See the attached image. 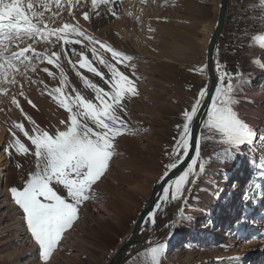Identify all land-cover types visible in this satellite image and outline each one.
I'll return each mask as SVG.
<instances>
[{
    "label": "rangeland",
    "instance_id": "obj_1",
    "mask_svg": "<svg viewBox=\"0 0 264 264\" xmlns=\"http://www.w3.org/2000/svg\"><path fill=\"white\" fill-rule=\"evenodd\" d=\"M220 5V0H116L113 7L118 18L108 15L105 10L102 17H94L90 23L81 17L90 11L91 0H86L82 8L78 6L73 10L79 24L97 40L133 57L127 68L117 67L133 79L139 93L125 101L127 116L124 117L129 127L138 129L139 134L117 139L118 154L109 161L108 171L101 180L93 185L95 198L80 206L79 219L72 229L64 233L50 264H109L129 237L147 205L153 184L165 172V164L169 163L166 153L175 142L176 125L182 124V113L186 110L182 107L179 93L186 89L188 95V88L197 91L210 81L206 70L198 74L194 69L206 66V36L217 23ZM131 7L140 10L133 18L126 10ZM246 8L248 20L245 27L239 29V49L230 55L233 64L225 58L227 54L215 46L214 72L218 78L219 63L233 75L241 73L250 77L234 111L242 122L258 134H264V69H260L261 63L264 64V0H250ZM126 20L134 22V25ZM64 21L73 22L67 12L52 27H59ZM162 26L171 30L176 27L195 30L201 40L191 38L188 43H193L194 47L189 46L179 36L163 33ZM125 27L133 32L130 42L123 35ZM201 30L205 35L200 33ZM36 47L37 51H43L45 46ZM73 47L83 51L79 45ZM179 48L183 53L187 51V55L195 54V60L190 64L183 59L178 55L182 53ZM54 50H59V47ZM106 58L110 59V56L106 54ZM71 59L78 61V57ZM63 65L71 69L67 61ZM230 65L235 67V72L231 71ZM46 67L54 72L57 79L41 71ZM81 72L101 82L102 86L103 82L98 77ZM26 76L29 80L18 76L15 87L0 85V89H7L6 95H0V163L3 165L0 170L3 176L0 184V264H41L38 245L31 238L23 213L9 193L11 187L23 188L28 175L36 170L35 157L17 156L15 153L9 157L4 149L12 139L11 132H16L22 143L34 151L30 142L12 127L20 123L24 115L11 101L15 97L24 114L35 113L38 107L29 105L20 92L23 91L33 103L32 99L45 95V85L59 84V72L43 63L35 72H27ZM258 76L262 77L261 81L251 90ZM68 79L78 89L83 88L72 70ZM31 80L37 83L32 84ZM84 91L86 95H92ZM205 135L207 133L201 127L199 136ZM203 147L205 158L223 150V146L209 141H205ZM262 152L264 150L254 143L252 148H242L230 162L220 163L213 159L204 176L186 194V204L181 201L183 215L190 216L191 221L174 224L177 217L175 209L159 213L149 243L143 239L136 246V252L129 255L123 264H137V261L148 264L147 253L161 243L165 248L159 264H264V168L258 167L264 164ZM17 164L21 165L19 169ZM55 188L64 194L60 186ZM2 195L7 196L3 203ZM102 207L109 211H103ZM166 225H170L171 230ZM24 235L29 238L24 239ZM2 258L7 261H2Z\"/></svg>",
    "mask_w": 264,
    "mask_h": 264
},
{
    "label": "snow or ice",
    "instance_id": "obj_2",
    "mask_svg": "<svg viewBox=\"0 0 264 264\" xmlns=\"http://www.w3.org/2000/svg\"><path fill=\"white\" fill-rule=\"evenodd\" d=\"M84 3L86 0H0V85L15 87L18 76L29 80L26 73L35 72L39 64L46 63L59 72V86L48 88L45 85L46 94L67 113L66 121H60L65 130L57 129L50 134L23 113L15 97L11 101L34 125L31 134L21 123L12 126L30 142L34 151L22 143L16 132H11L12 139L4 152L9 157L13 153L34 156L36 170L28 175L22 189L11 187L9 193L23 213L31 238L38 245L41 264H50L64 233L72 229L79 219L80 206L95 198L93 185L101 180L108 171L109 161L118 154L117 139L139 134V130L130 128L124 119L127 116L125 101L139 93L133 79L117 67L127 68L133 57L97 40L79 24L73 10L78 6L82 8ZM115 3L116 0H91L90 11L84 12L81 18L90 23L92 18L102 17L105 10L108 15L117 17L113 7ZM64 12L73 22L64 21L59 27H52ZM37 45H44L43 51H37ZM74 45H79L83 51ZM57 47L59 50H54ZM73 56L78 57V61L73 62ZM64 61L82 83V89L69 81ZM254 63L259 64L260 61ZM206 67L194 71L203 74ZM217 69L218 82L215 93L210 95L211 103L205 104L209 91L207 87L202 88L190 110L182 113L183 123L176 126L175 142L166 153L170 162L165 164V172L158 182L164 183L169 173L183 164L190 152L194 154L178 178L162 188L159 201L147 216V221L153 226L156 216L165 211V205L182 200L186 204V194L204 176L213 159L220 163L230 162L242 148H252L254 143L264 150V134H258L242 122L234 111L250 77L241 73L233 75L219 63ZM81 70L98 77L106 87L83 75ZM41 71L57 79L49 68ZM30 83L36 84L37 81L31 80ZM84 90L92 95H86ZM6 94L7 89H0V95ZM20 96L35 107L23 91ZM202 107L208 108L202 123L207 135L193 136L191 126ZM205 141L219 144L223 150L205 158L202 154ZM16 167L19 169L21 165ZM258 167L264 168V164ZM55 186H60L64 194ZM247 196L246 193L245 198ZM183 212L181 208L174 224L191 221V217L183 215ZM166 227L171 230L170 225ZM164 248L163 243L152 247L147 253L148 264H159ZM137 264H143V261H137Z\"/></svg>",
    "mask_w": 264,
    "mask_h": 264
},
{
    "label": "bare ground",
    "instance_id": "obj_3",
    "mask_svg": "<svg viewBox=\"0 0 264 264\" xmlns=\"http://www.w3.org/2000/svg\"><path fill=\"white\" fill-rule=\"evenodd\" d=\"M254 2V1H253ZM135 6V5H134ZM136 7V6H135ZM127 10V13H128V16L130 17V18H133L134 17V14L135 13H139L140 12V10L138 9V7L136 8V9H132V7L130 8V10H129V8L128 9H126ZM137 13V14H138ZM194 20V19H193ZM127 21V23L129 24V23H131V24H133L134 25V22H132V21H128V20H126ZM194 23V22H193ZM194 24H196V22L194 23ZM127 26V25H126ZM131 27V26H130ZM188 28V27H187ZM203 28H204V26H203ZM161 30H162V32L163 33H168V34H170L171 36L173 35V37L174 36H179L180 37V39L183 41V42H185V43H187V45H189V46H191L193 43H188V42H190V41H188V40H190L191 38H193L195 41H200L201 39H199L198 37H197V33H195L194 31L195 30H186V29H182V28H174L173 30H171V29H169L168 27H165V26H162L161 28H160ZM109 32V31H108ZM111 32V31H110ZM122 32H123V35H125V38H127V40L130 42V41H132L131 39H130V37H131V35H133V32L131 33V30L129 31V28H127V27H125V29L124 30H122ZM135 32V31H134ZM200 33L201 34H203V35H205V32H204V30H201L200 31ZM211 34H212V28H211V30H209V34H207V36L206 37H208V39H207V41H206V44H205V46L207 45V43H208V40H209V37L211 36ZM135 36V35H134ZM115 37V36H114ZM136 38H137V36H136ZM130 39V40H129ZM192 41V40H191ZM205 43V42H204ZM195 44V43H194ZM197 44V43H196ZM193 46V45H192ZM197 46V45H196ZM194 47V46H193ZM204 47V46H203ZM206 48V47H205ZM207 49V48H206ZM206 49L204 50V54L206 53ZM179 50L182 52V49L181 48H179ZM178 50V51H179ZM263 50H264V47H263ZM177 51V52H178ZM184 51V50H183ZM181 52H179V53H181ZM186 53V54H185ZM192 53V52H191ZM188 53H187V51L186 52H182L181 54H178V55H180L183 59H186V61H188L190 64L195 60V57H194V55H187ZM163 56V55H162ZM206 56V55H205ZM177 57V56H176ZM176 59V58H175ZM177 60H178V58H177ZM165 61V60H164ZM170 61V60H169ZM183 61V60H182ZM65 62V61H64ZM67 65V64H66ZM64 66V69H65V73H66V75L68 76L69 74H70V72H71V69L70 68H67V66H65V65H63ZM260 69H264V64H262L261 63V65H260ZM262 76V75H261ZM260 78H262V77H259L258 76V78L257 79H255V81H254V84H253V86H252V88H251V90H254L255 89V87H257L256 86V84L259 82V81H261V79ZM94 82H97L94 78H91ZM191 80V79H190ZM99 83V82H98ZM101 83V82H100ZM57 86H59V84H56V85H54V86H47L48 88H53V87H57ZM102 86H103V84H102ZM208 86H209V81H208V83L205 85V86H203L202 88H204V87H207V89H208ZM45 88V87H44ZM202 88H199V89H197V91H195V90H192L193 88H188V95H187V92H186V89L185 90H182L180 93H179V97H180V99L182 100V107H183V109H189L190 110V108H191V105L194 103V101H195V99L197 98V95H198V93H199V91L202 89ZM44 92H45V95L44 96H39L38 95V97H36L35 99H32L34 102H33V104H35L37 107H38V110L37 109H35V113H33V114H26L28 117H30L31 118V120L32 121H34V123H35V125L36 126H38L40 129H43V130H46V131H48L50 134H54L56 131H57V129H59L60 131H63V130H65V128H64V125H62L61 123H60V121L61 120H64V121H66V119H67V113H65L62 109H60L56 104H55V102L51 99V97L49 96V95H47L46 94V89H44ZM215 93V90H213V92L211 93V94H214ZM177 94V93H176ZM189 99H190V101H189ZM264 99V98H263ZM211 103V99H210V102H209V104ZM206 118V117H205ZM20 121V123L21 124H23L24 125V127H25V130L26 131H28L30 134H31V131H32V128H33V124H30L29 123V121L28 120H26L24 117L22 118V119H20L19 120ZM181 122L183 123V119L181 120ZM177 126V125H176ZM56 127V128H55ZM22 135V134H21ZM23 136V135H22ZM198 136H199V132H198ZM23 138H24V136H23ZM205 153V150H204V147H203V145H202V154H204ZM170 162V161H169ZM3 168V165L0 163V170ZM163 175V174H162ZM161 175V176H162ZM160 176V177H161ZM3 176H1V172H0V184H1V178H2ZM160 177L159 178H157V181L153 184V187L151 188V192H152V190H153V188H154V186L156 185V183L158 182V180L160 179ZM167 183H169V182H167ZM166 183V184H167ZM166 184H165V186H166ZM2 191H0V194H2L1 193ZM151 192H150V195H151ZM5 196L6 195H2L1 196V198H3L2 200H1V202L3 203L4 202V199H5ZM161 196V195H160ZM160 196H159V198H160ZM7 197V196H6ZM150 197V196H149ZM158 201H159V199H158ZM157 201V202H158ZM1 205V204H0ZM181 205H182V203L181 202H177V203H172V204H170V205H165V212L166 211H170L171 209H175L176 210V212H177V214H178V212H179V210L181 209ZM102 210L104 211V210H106V211H109V209L108 208H106V207H102ZM176 214V213H175ZM234 219V218H233ZM156 224H157V220L155 219V224H154V226L151 224V223H149L148 221H147V219H146V222L144 223V225H143V229H142V231H141V234H142V237L143 238H140V240H139V243L143 240V239H146L147 240V243H149V240L151 239V237L153 236L152 234H153V232H154V230H155V228H156ZM24 239H26L27 240V238H29L28 236H26V235H24V236H22ZM23 240V239H22ZM29 242V241H28ZM130 252H132V251H130ZM131 254H133V253H131ZM130 254V255H131ZM7 261V259L6 258H2V261ZM30 260V259H29ZM27 264V263H26Z\"/></svg>",
    "mask_w": 264,
    "mask_h": 264
},
{
    "label": "water",
    "instance_id": "obj_4",
    "mask_svg": "<svg viewBox=\"0 0 264 264\" xmlns=\"http://www.w3.org/2000/svg\"><path fill=\"white\" fill-rule=\"evenodd\" d=\"M221 5L218 13V20L217 23L213 29V33L209 39V42L207 44V53H206V72L207 76L210 79L209 81V86H208V91H209V98L205 99V104H209L210 102V95L215 90L216 84L218 82V78L215 76L214 72V63H213V56H214V51H215V43L216 40L220 34V30L223 24V21L225 19V9H226V0H220ZM208 111L207 107H202L201 111L197 115V117L194 119V122L192 123V133L193 136H198V132L200 128L202 127V123L206 117V113ZM193 152H190V155L188 158L185 159L184 163L181 164L178 168H176L173 172L169 173V176L166 178L164 183H159L157 182L156 185L154 186L151 195L147 201V205L143 209V211L140 213L137 222L135 223V226L133 230L131 231L129 237L121 244L119 249L116 251L117 253L111 260L109 264H123L126 258L131 254L136 252L135 248L137 245H139V240L140 238H143L142 236L140 237L139 235L141 234L142 228L144 223L146 222L147 216L149 212L153 209L154 205L157 203L159 196L162 193V188L165 186L167 182H170L172 180H175L178 178V176L183 172V170L186 168V165L188 162H190L191 155H193ZM160 180V179H159ZM158 180V181H159ZM132 251V252H130Z\"/></svg>",
    "mask_w": 264,
    "mask_h": 264
},
{
    "label": "built area",
    "instance_id": "obj_5",
    "mask_svg": "<svg viewBox=\"0 0 264 264\" xmlns=\"http://www.w3.org/2000/svg\"><path fill=\"white\" fill-rule=\"evenodd\" d=\"M226 1L225 19L215 46L218 50L227 54L225 58L229 62L231 59L230 55H234V52H237L239 49V29L243 26L245 27L247 23L248 17L245 10L250 0ZM230 63L233 64L232 61ZM230 67L231 71L235 72V67L233 65H230Z\"/></svg>",
    "mask_w": 264,
    "mask_h": 264
},
{
    "label": "crops",
    "instance_id": "obj_6",
    "mask_svg": "<svg viewBox=\"0 0 264 264\" xmlns=\"http://www.w3.org/2000/svg\"><path fill=\"white\" fill-rule=\"evenodd\" d=\"M252 41V40H251Z\"/></svg>",
    "mask_w": 264,
    "mask_h": 264
}]
</instances>
